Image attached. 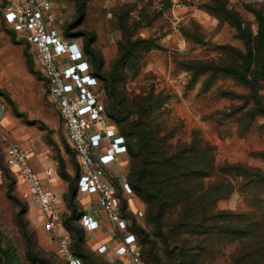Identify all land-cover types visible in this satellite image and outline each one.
<instances>
[{
  "label": "rangeland",
  "instance_id": "obj_1",
  "mask_svg": "<svg viewBox=\"0 0 264 264\" xmlns=\"http://www.w3.org/2000/svg\"><path fill=\"white\" fill-rule=\"evenodd\" d=\"M226 2L250 29L254 45L261 54L259 66L252 68L260 70L264 62V49L256 41L260 24L248 7L264 11V0ZM53 4L65 30L78 16L76 1L53 0ZM213 4L216 6L217 2L84 0V13L72 24L70 32L82 46L85 39L92 38V46L103 62L102 73L114 77L127 109H137V104L144 103L140 113L147 126L157 131L159 137L166 136L170 145L191 143L196 132L202 145L214 147L213 164L216 167L213 171L217 172L219 166L227 163H241L257 167L264 174V113L257 104L252 85L222 73L195 72L183 64L189 60L215 64L236 57L235 50L225 52V45L246 52L237 29L224 15L211 8ZM123 24L125 31L121 28ZM83 32L85 34H81ZM123 35L147 39L154 45L148 49L136 47L117 66L115 61L119 57V41ZM31 50L24 39L10 32L0 33V102L3 105L0 119V232L3 245L12 241L22 264H39L35 254L65 264L64 257L58 252L59 243L54 233L45 228V223L41 226L31 221L29 205L20 216L17 199L8 195V184L14 180L13 195L29 203V197L18 189L16 174L6 163V143L17 140L31 150L35 165L55 170V193L70 249L77 253L80 248L79 255L84 264H93L92 261L113 264L106 254L95 250L102 240L111 239L109 233L103 234L101 229L82 230L83 239H80L76 230L65 225L73 205L79 214L90 198H80L76 191V158L67 142L56 103L48 93L45 76ZM104 84L110 86V81H104ZM259 85L257 94L264 105V76L259 78ZM107 96L108 104L112 106L115 99L109 93ZM131 113V119L138 118V114ZM201 161L205 162L204 156ZM131 171L132 162L128 158L115 177L119 185L120 178L128 180L131 177ZM215 174L211 179L217 177ZM251 174L252 171L242 174L234 169L228 170L225 176L233 191L214 208L233 211L236 215L232 217V223L256 219L264 229V180ZM126 197L130 209L144 212L143 216L134 215V220L130 212L123 213L128 219L127 228L133 223L143 226L154 242L162 264H181L179 252L183 248L200 255L191 264H233V257L239 249L252 243L249 237L232 241V237L222 234L210 236L179 230L176 227L178 214L174 209L166 210L159 232L147 217L148 205L143 199L137 194ZM95 203L96 198L92 199V204L98 207ZM72 222L82 229L79 218L72 219ZM24 223H27V234L24 233ZM137 232L144 237L145 234ZM143 259L145 264H151L146 254ZM0 264H4L1 259Z\"/></svg>",
  "mask_w": 264,
  "mask_h": 264
},
{
  "label": "trees",
  "instance_id": "obj_2",
  "mask_svg": "<svg viewBox=\"0 0 264 264\" xmlns=\"http://www.w3.org/2000/svg\"><path fill=\"white\" fill-rule=\"evenodd\" d=\"M77 9V18L65 27L64 34L72 37L70 29L72 24L76 23L84 13V0H75ZM217 5H210L213 10L220 12L225 18L237 29L238 37L241 38L246 46V52H242L231 45L223 46L225 52L230 50L236 51V57L224 59L215 64L198 63L195 60L185 61L183 64L195 72L222 73L224 75L234 76L240 81L251 84L255 96L258 99V106L262 108L264 113V105L257 94L259 89V78L264 76L263 66L256 70L253 66L260 63V53L254 45V39L250 29L244 25L239 13L227 7L226 0H213ZM259 20V31L257 33V44L264 49V11L248 7ZM123 31L126 30L125 25L121 26ZM124 33V32H123ZM81 34H85L84 32ZM80 35V34H79ZM152 41L142 38L132 39L128 35H123L119 41V57L115 63L119 64L124 57L131 54L136 47L148 49L153 46ZM84 49L87 53L93 67L94 74L102 81L106 106L109 116L114 122L117 129L126 137L128 144V154L132 162L131 177H128V183L133 189V195L137 194L148 205L147 217L155 224L159 232L162 230V218L167 209H174L178 214L176 227L179 230L193 231L198 234L219 235L232 237V241L238 238H248L251 244L239 249L237 255L233 257V264H264V229L256 219H249L246 222L232 223V217L236 215L228 209H215L217 202L226 198L233 189L232 184L226 178V172L234 169L237 172L245 174L252 171L251 175L264 180V174L257 167H250L241 163H227L219 166V169L213 171L216 167L214 162V147L202 145V141L197 137V133H193L191 143H177L170 145L166 136L159 137L144 121L140 111L144 107V103L137 104L136 108L128 110L127 103H124V95L118 91V86L114 83L111 76L102 73L103 62L98 53L92 46V38L88 37L84 41ZM259 66V65H258ZM109 82L114 89L111 91L110 86L104 84ZM112 81V82H111ZM107 86V87H106ZM115 99L112 106L108 104V96ZM148 100V98H146ZM125 106V107H123ZM131 112L138 114L137 119H131ZM136 138V139H134ZM69 144V143H68ZM72 148V147H71ZM73 150V148H72ZM75 158L76 154L73 150ZM205 157L203 163L201 159ZM78 174L75 180L77 191V179L80 174L79 164ZM212 165V170L209 166ZM216 173H221L217 175ZM64 173V172H63ZM217 175L215 179L211 176ZM67 175V174H66ZM209 178V179H208ZM256 182V181H255ZM115 190L121 200L122 213L130 212L131 217L135 218V209H130L127 197L122 193L121 187L115 178ZM8 195L17 199L20 205V216L28 210L29 203L19 199L14 192V180L8 184ZM78 193V192H77ZM77 212L76 205H73L71 216L65 220L67 228L76 230L80 239H83V231L85 230L81 223L82 229L73 224L72 219H77L84 213ZM137 216V215H136ZM27 223H24V233L27 234ZM134 225V228H133ZM129 229L134 232L139 244L141 245V256L144 261V255L148 256L151 264H162L159 254L156 251L154 242L150 239L149 234L141 225L133 223ZM86 231V230H85ZM137 231L145 234L144 237L139 235ZM163 234V233H162ZM0 232V259L4 264H22L17 247L12 241L4 246ZM80 250V248H79ZM72 252L80 257V251ZM200 255L191 250L184 248L179 252L181 264H191ZM82 260L83 258L80 257ZM35 259L39 264H58L55 261L47 259L43 256L35 254ZM84 262V260H83ZM93 264H106L104 261H92ZM66 264V262H65Z\"/></svg>",
  "mask_w": 264,
  "mask_h": 264
},
{
  "label": "built area",
  "instance_id": "obj_3",
  "mask_svg": "<svg viewBox=\"0 0 264 264\" xmlns=\"http://www.w3.org/2000/svg\"><path fill=\"white\" fill-rule=\"evenodd\" d=\"M0 22L29 43L34 61L46 77L48 93L56 103L67 142L79 164V197H97L103 214L90 208L80 217L86 231L102 229L105 224L110 234L111 239L95 250L99 254L114 250L117 257L144 264L141 245L127 228L128 219L122 213L114 184L118 174L114 166L129 158L127 140L108 114L102 81L94 74L84 47L64 34L53 0H0ZM5 156L18 182L26 187L23 195L37 201L45 228L58 239V252L66 264H84L70 249L56 193L45 181L54 176L53 169L39 173L30 162L31 150L17 140L6 143ZM120 187L125 196L133 195L125 178H120ZM134 211L137 216L144 215L141 209ZM103 218L106 222L102 224Z\"/></svg>",
  "mask_w": 264,
  "mask_h": 264
},
{
  "label": "crops",
  "instance_id": "obj_4",
  "mask_svg": "<svg viewBox=\"0 0 264 264\" xmlns=\"http://www.w3.org/2000/svg\"><path fill=\"white\" fill-rule=\"evenodd\" d=\"M58 13V12H57ZM58 16H59V13H58ZM60 18V17H59ZM3 32H10V33H12L13 35H16V36H18L16 33H14L12 30H10V29H8V28H5V26L0 22V33H3ZM19 37V36H18ZM26 42V41H25ZM29 44V43H28ZM31 47V46H30ZM32 49V48H31ZM32 51V50H31ZM33 53V52H32ZM34 57V56H33ZM41 69V68H40ZM43 72V71H42ZM44 74V73H43ZM45 76V75H44ZM45 79H46V77H45ZM47 82V81H46ZM57 107V106H56ZM58 110V109H57ZM58 114H59V111H58ZM59 116H60V114H59ZM60 119H61V116H60ZM61 121H62V119H61ZM63 124V123H62ZM64 126V125H63ZM65 129V128H64ZM66 132V131H65ZM71 147V146H70ZM30 162H31V164L34 166V168L39 172V173H41V174H44V170L46 169V168H51V167H40V166H38V165H35V163H33V161H32V156H31V159H30ZM122 163H125V161H123V162H121V163H119V164H117V165H115L114 166V168L116 169V171H118L119 172V170H120V166H121V164ZM53 169V168H52ZM53 171H54V173H55V170L53 169ZM55 175L56 174H54V176L51 178V179H45V181L47 182V183H49V185L54 189V191H55V186H54V182H53V179H54V177H55ZM20 188V189H19ZM18 189H19V191L20 192H22V193H24V191H25V189H26V187H25V185L22 183V182H18ZM84 198V197H83ZM90 198V200L88 201V202H86L85 203V208H84V210H89L90 208H92L93 209V211H95V212H101L102 214H103V212L101 211V208L99 207V205L97 204V197L96 196H90L89 197ZM94 198H96V203L95 204H97L98 205V207H96V205L95 206H93V204H92V199H94ZM28 201H29V217H30V219H31V221L32 222H35L37 225H41V226H43L44 225V223H45V217H44V215H43V213H42V211H41V209L39 208V206H38V204H37V201L33 198V197H29V199H28ZM104 222H106V219L105 218H103V220H102V224L104 223ZM102 232H103V234H107L108 232H106L105 231V224L103 225V227H102ZM97 231V230H96ZM93 232V231H92ZM104 242H106V241H104V240H102L98 245H100L101 243H104ZM113 244H115V242L113 243ZM102 254H106V256L108 257L107 259H109L113 264H133L132 263V261H131V259H130V257H117L116 255H115V252H114V250H110V251H108V252H106V253H102Z\"/></svg>",
  "mask_w": 264,
  "mask_h": 264
},
{
  "label": "water",
  "instance_id": "obj_5",
  "mask_svg": "<svg viewBox=\"0 0 264 264\" xmlns=\"http://www.w3.org/2000/svg\"><path fill=\"white\" fill-rule=\"evenodd\" d=\"M3 117V105L0 102V119Z\"/></svg>",
  "mask_w": 264,
  "mask_h": 264
}]
</instances>
